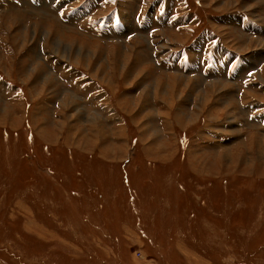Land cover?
I'll list each match as a JSON object with an SVG mask.
<instances>
[{
  "label": "rangeland",
  "instance_id": "1",
  "mask_svg": "<svg viewBox=\"0 0 264 264\" xmlns=\"http://www.w3.org/2000/svg\"><path fill=\"white\" fill-rule=\"evenodd\" d=\"M0 264H264V0H0Z\"/></svg>",
  "mask_w": 264,
  "mask_h": 264
},
{
  "label": "bare ground",
  "instance_id": "2",
  "mask_svg": "<svg viewBox=\"0 0 264 264\" xmlns=\"http://www.w3.org/2000/svg\"><path fill=\"white\" fill-rule=\"evenodd\" d=\"M185 34V33H184ZM141 65V64H140ZM136 66V65H135ZM139 67V66H138ZM225 74H226V72H225ZM216 77V76H215ZM174 80H176V79H174ZM173 80V81H174ZM175 82V81H174ZM171 83H172V81H171ZM173 84H175V83H173ZM164 86H166V85H164ZM168 86V85H167ZM176 86V85H175ZM179 86V85H178ZM181 86V85H180ZM176 89V88H175ZM172 92V91H171ZM182 115V114H181ZM258 118V117H257Z\"/></svg>",
  "mask_w": 264,
  "mask_h": 264
}]
</instances>
